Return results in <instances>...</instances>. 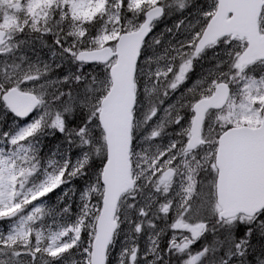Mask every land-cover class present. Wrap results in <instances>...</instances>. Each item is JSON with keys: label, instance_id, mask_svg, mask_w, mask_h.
Wrapping results in <instances>:
<instances>
[{"label": "snow or ice", "instance_id": "6c2138e0", "mask_svg": "<svg viewBox=\"0 0 264 264\" xmlns=\"http://www.w3.org/2000/svg\"><path fill=\"white\" fill-rule=\"evenodd\" d=\"M0 264H264V0H0Z\"/></svg>", "mask_w": 264, "mask_h": 264}, {"label": "rangeland", "instance_id": "374dc122", "mask_svg": "<svg viewBox=\"0 0 264 264\" xmlns=\"http://www.w3.org/2000/svg\"><path fill=\"white\" fill-rule=\"evenodd\" d=\"M165 26H166V25H161L159 30H160V31H163V29H164ZM167 26L170 27V26H171V22H169V24H168ZM47 139H48V140H52L51 137H48ZM53 143H56V141H53Z\"/></svg>", "mask_w": 264, "mask_h": 264}]
</instances>
